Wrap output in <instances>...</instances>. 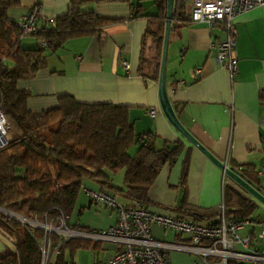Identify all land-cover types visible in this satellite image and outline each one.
<instances>
[{
  "label": "crops",
  "instance_id": "1",
  "mask_svg": "<svg viewBox=\"0 0 264 264\" xmlns=\"http://www.w3.org/2000/svg\"><path fill=\"white\" fill-rule=\"evenodd\" d=\"M15 1L16 5L6 11L8 20L18 23L29 11L37 8L39 27H50L54 18L66 13L70 2ZM136 4L137 0H130V3L85 4L84 11L122 20L106 25L94 35L69 39L54 53L47 54L44 68L33 77L17 83L18 89L29 92L27 109L32 112L52 109L63 95L73 96L83 103L126 106L128 119L136 134L154 135L158 147L176 142L182 146L177 157L172 162H165L159 170L148 189L149 202L145 207L155 211H167L182 205L199 210L216 209L223 203V185L228 184L256 204L252 214L246 218L247 223L238 231V236H248L251 247L264 248V235L259 236L262 226L256 220L264 216V205L246 194L186 141L161 111L157 96L160 58L152 37L159 30L160 23L155 19L149 22L145 17L130 18L131 6ZM139 4L144 14L156 13L150 1ZM190 6L189 1L186 5L188 18ZM147 28L153 34L147 35ZM234 28L233 55L237 58V69L233 74L217 62V50L211 47L213 41L226 36L220 24L209 27L206 23L188 21L170 29L165 62L166 91L178 120L190 134L226 167L253 168L258 188L244 179L264 194V100L259 98L260 91L264 90V5L237 16ZM38 42L33 35L21 38L23 48H35ZM122 60L129 64L127 73L120 65ZM149 108L155 109L154 116L148 114ZM137 147L132 145L128 154L133 156ZM111 178L112 185L123 187V176L120 184L115 183L113 175ZM86 181L99 188L96 182L90 180H85L83 186ZM126 200L128 205L131 200ZM87 204L89 208L91 204L88 201ZM84 208L80 202L79 215ZM74 209L75 206L71 213ZM217 219L198 221L211 223ZM70 220L69 215L68 226L71 228L99 230L91 227L102 217L92 214L91 220L82 223L78 220L80 224L76 225ZM115 220L114 217L109 223L112 225ZM157 228L152 227L154 236ZM164 232L165 236L170 234L175 240L171 232ZM0 240L6 245V250L0 255L13 250L12 244L1 232ZM235 249L239 250L240 246L236 245ZM84 250L86 252L78 254L76 259L69 260L68 254H65L66 262L93 264L112 255L115 246L109 242H97ZM168 257L173 264H181V257L172 256L170 252Z\"/></svg>",
  "mask_w": 264,
  "mask_h": 264
},
{
  "label": "trees",
  "instance_id": "2",
  "mask_svg": "<svg viewBox=\"0 0 264 264\" xmlns=\"http://www.w3.org/2000/svg\"><path fill=\"white\" fill-rule=\"evenodd\" d=\"M143 1H150L155 14H144ZM191 0H173L170 29L182 26L190 19L186 5ZM130 18L145 17L158 20L155 38L160 58L166 14V0H137ZM88 3H130V0H70L65 14L52 20L50 27H39L35 48H23L18 23L8 20L6 11L15 0H0V110L9 123L7 145L0 149V208L27 221L60 225L75 206L85 180L94 181L100 190L117 191L124 198L148 205L147 192L165 162H172L181 144H162L150 133L136 134L128 119L127 107L110 103H83L73 96L58 98L56 107L39 112L27 109L29 92L20 90L17 83L33 77L45 67L49 53L58 50L65 41L98 33L103 27L122 18H106L83 10ZM147 35L153 34L147 28ZM144 45V39H143ZM264 100V90L259 93ZM16 128L17 134L11 135ZM137 145L133 156L128 154ZM123 169V187L112 185L111 176ZM240 175L259 186L253 168L244 167ZM110 193V192H109ZM89 202V201H88ZM90 203V202H89ZM225 218L246 219L256 207L255 202L234 187L223 185ZM230 205V206H229ZM233 205L234 207H231ZM188 215L195 220L219 217V206L199 210L192 206L167 209ZM0 232L10 241L13 250L0 255V264H41L42 244L49 243L46 264H71L75 251L88 249L98 241L65 238L38 227L25 224L0 212ZM228 264H234L228 262Z\"/></svg>",
  "mask_w": 264,
  "mask_h": 264
},
{
  "label": "built area",
  "instance_id": "3",
  "mask_svg": "<svg viewBox=\"0 0 264 264\" xmlns=\"http://www.w3.org/2000/svg\"><path fill=\"white\" fill-rule=\"evenodd\" d=\"M190 2L191 22L206 23L209 27L220 24L225 31V38L216 39L211 43V47L217 50V62L233 74L237 69V58L233 55L234 20L250 9L264 5V0H191ZM37 19V8H33L21 18L18 22L20 38L36 33ZM120 65L127 73L128 62L122 60ZM197 73H200L199 70ZM148 114L154 116L155 109L149 108ZM9 129L7 118L0 110V149L8 143ZM231 169L238 175L242 170L241 167ZM82 192L90 204L103 205L115 211L114 225L106 230L83 231L67 226L64 217L60 218L58 227L52 226L51 223L35 222V224L42 225L44 228H40L45 234L54 232L65 238L109 242L115 246L112 255L93 264H173L168 257L171 251L196 256L193 264H228L229 261L234 264H264V248L251 247L248 236H238V231L247 223V220L225 218L222 213V204L219 205L221 215L216 222L201 223L178 212L151 210L136 200H132L128 205H118L111 193L106 190L95 192L83 188ZM0 212L5 213L1 208ZM256 220L262 226V232L259 234L262 237L264 216ZM153 226L162 227L164 231L171 232L177 241L156 239L152 231ZM236 245L240 246L239 250L235 249ZM41 252V264H46L49 256L47 240L43 242Z\"/></svg>",
  "mask_w": 264,
  "mask_h": 264
},
{
  "label": "water",
  "instance_id": "4",
  "mask_svg": "<svg viewBox=\"0 0 264 264\" xmlns=\"http://www.w3.org/2000/svg\"><path fill=\"white\" fill-rule=\"evenodd\" d=\"M172 8H173V0H166V14L162 35V44H161V52H160V61H159V71H158V89L157 96L159 106L164 116L168 120V122L177 130V132L192 146L198 149L204 156H206L213 164H215L219 169L222 170L223 174H225L230 180L239 186L246 194L254 198L256 201L264 205V194H261L259 190L254 188L251 184H249L245 179H243L240 175L235 173L231 168L226 167L224 163H222L219 159H217L211 152H209L195 137H193L190 132L180 123L178 120L169 100L166 91L165 85V62H166V53L168 46V38L170 33V25H171V16H172ZM3 210V209H2ZM7 215L13 218H19V216L14 215L10 212L3 210ZM21 218V217H20ZM20 220V219H19ZM6 250V245L4 242L0 240V252H4Z\"/></svg>",
  "mask_w": 264,
  "mask_h": 264
},
{
  "label": "rangeland",
  "instance_id": "5",
  "mask_svg": "<svg viewBox=\"0 0 264 264\" xmlns=\"http://www.w3.org/2000/svg\"><path fill=\"white\" fill-rule=\"evenodd\" d=\"M17 134V130L16 128H12L11 129V135H16ZM123 169H120L118 171H116V173L113 175V179L115 181V183L120 184L121 182V177L123 176ZM86 189L91 190V191H100V189L89 183V182H85V186ZM111 195L113 196L115 202L118 205H126L127 204V200L126 198H124L120 193H118L117 191H113L110 192ZM82 202L83 206L85 207L81 214L79 215V203ZM92 214L93 215H100L102 217V220L99 221L94 227L91 228H95V229H99V230H106L108 229L110 226L114 225V224H110L109 222H113V218H116V213L113 210H110L109 208L103 206V205H95V204H91L88 208V204H87V199H85L84 195L82 193H80L77 203L75 205V209L73 210V212L70 214V223L71 224H77L79 223V221L82 223L83 221H89L92 219ZM80 218V219H79ZM17 219V218H15ZM21 222L28 224V225H33L34 227H38V228H44L42 225H37L35 224V222H30L27 221L25 219H21L19 218ZM17 219V220H19ZM79 220V221H78ZM80 224V223H79ZM164 230L162 227H158L155 233V237L156 239L159 240H163V239H169L170 241H173L172 239V235L168 234V236H165L164 234ZM66 235V234H65ZM167 237V238H166ZM81 252H86L84 249L83 250H77L75 251L73 258H77L78 254L80 255ZM170 254L172 256H178L182 258L181 264H193V261L196 260V256L194 255H190L188 253L185 252H180V251H171ZM76 263L78 264V262L76 261Z\"/></svg>",
  "mask_w": 264,
  "mask_h": 264
}]
</instances>
